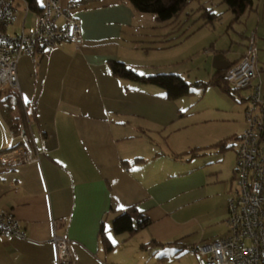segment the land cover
<instances>
[{"label":"crops","instance_id":"obj_1","mask_svg":"<svg viewBox=\"0 0 264 264\" xmlns=\"http://www.w3.org/2000/svg\"><path fill=\"white\" fill-rule=\"evenodd\" d=\"M58 1L59 6L70 3ZM219 3L204 0L196 7L200 14L192 8L183 20L178 14L160 22L121 0H80L71 8L81 24L78 45L61 41L43 56H21L17 93L25 120L18 128L11 126L19 109L4 110L1 100L9 89H0V151L19 145L23 129L38 160L9 168L0 162V212H11L25 233V238L0 236V264H172L197 244L228 235L224 222L234 162L226 171L221 164L231 147L219 149L212 138L195 143L201 149L189 158L202 157L206 167L195 162L186 167L182 155L169 153L171 138L180 137L186 125L182 98H167L155 84L117 77L109 66L117 60L141 75L173 72L183 77L179 63L184 60L176 62L164 52L194 37L203 11L213 12L212 5ZM246 11L253 23L246 24L240 46L220 61L211 54L219 51L212 41L204 51L209 67L205 73L211 78L236 63L247 37L254 34L256 68L264 89V3L254 6L252 0ZM189 21L196 29L191 37L181 38L177 33ZM162 24L168 29L156 30ZM150 27L153 32L146 33ZM160 37L157 45H143L146 38L156 44ZM195 41L191 45L200 52L204 39ZM153 49L163 54L150 57ZM153 64L158 68H148ZM235 93L240 102L249 95L241 90L227 94L234 98ZM231 136L226 137L227 146ZM135 158L142 160L133 162ZM123 160L130 162L128 167ZM199 169L204 171L203 181L196 178ZM130 205L145 212L149 225L131 235L115 233L112 220ZM52 234L68 238L69 262L57 263L55 247L49 243ZM150 240L165 245L140 247ZM175 241L185 248L177 252L169 244Z\"/></svg>","mask_w":264,"mask_h":264},{"label":"built area","instance_id":"obj_2","mask_svg":"<svg viewBox=\"0 0 264 264\" xmlns=\"http://www.w3.org/2000/svg\"><path fill=\"white\" fill-rule=\"evenodd\" d=\"M71 8L68 3L62 9L58 0H0V89H19L16 66L21 56H43L61 41L79 44L81 24L71 14ZM19 12L23 15L20 30L10 31ZM30 12L34 19L27 25ZM257 54L251 34L239 60L224 73L229 86L236 90L250 87L251 92L243 111L246 128L237 137L235 149V186L227 201L224 222L229 233L194 246L198 264H264V89L256 68ZM19 136V145L0 152L3 165L11 167L38 160L28 147L23 129ZM0 236L25 238L18 220L9 211L0 212ZM49 243L55 247L57 263L71 260L65 235L52 234Z\"/></svg>","mask_w":264,"mask_h":264},{"label":"rangeland","instance_id":"obj_3","mask_svg":"<svg viewBox=\"0 0 264 264\" xmlns=\"http://www.w3.org/2000/svg\"><path fill=\"white\" fill-rule=\"evenodd\" d=\"M203 1L204 0H191L187 5L183 7V9L178 15V19L180 20L185 19L186 16L188 15L187 13L192 14V12L197 10L196 7L198 6V3ZM253 3L254 6L257 5V3H259V5H262L264 3V0H253ZM66 5L67 4L64 5L60 4V7L64 9ZM192 8L194 10L191 12ZM211 9L214 14H218V17H216L215 19L209 22L207 17L200 18L199 15L197 18H200L199 24L202 25L198 27V33L194 35V37L189 39L186 43L178 47L170 48L169 50H167L168 51L167 53L164 52V55L170 56L171 58L174 57V60L176 62L179 59L184 60L181 63H179V66L181 67L180 70L181 73H183L184 75L183 77L187 81L207 82L210 78V73L209 74L205 73V71H207L209 67L206 63L207 58L204 51H208V49H210L209 47L210 43L214 41L213 43L215 44V47L219 49L218 52H212L211 53L212 56H215L220 61H225L229 59V54H231V52H233L235 49H237L240 46V43L242 42L243 39L242 33L243 35H245L244 32H245L246 24L248 23V25H251L253 23L252 18L251 17L249 18L246 14V12L248 11L242 13L237 19H233L234 15L227 9V5L225 3H219L216 5L214 4L212 5ZM251 11L252 10H250L249 12ZM196 12L200 14L201 10L200 11L197 10ZM144 15H146L147 18L151 20L154 17L153 14L150 13H145ZM22 17H23L22 13L19 12L17 14V19L14 23V26L10 27V31L20 30V21ZM197 18H194V21ZM33 19L34 17L32 15V12H30L27 16L26 23L29 21L32 22ZM147 23L150 24V21L148 20ZM196 26H193L192 21H189L183 27L184 29V30L182 29L183 32L179 31L177 35L179 34L178 36H181V38H184L186 35H190L191 37V33L193 30L196 29ZM168 27L169 25L167 26L162 24L160 27L156 28V30H167ZM149 29H150L149 31H145V32L152 33L153 29L151 27ZM249 33L250 31L248 32V35ZM206 37L212 40L207 43ZM200 38L204 39L203 41L204 46H201L200 52L199 51L196 52L195 50L197 48L191 45L192 44L191 42L194 40V43H196L195 40H198ZM161 39L162 37L157 39L158 41H156L155 44L152 38L149 39L146 38L144 40L145 44L143 45L144 46L157 45L158 43H160L159 40ZM160 50L161 49L151 50L149 56L153 58L160 57L163 54L162 52H160ZM169 59L170 58L168 57V61ZM158 66L159 65L153 64V66L150 65L148 68L155 69L158 68ZM158 73H167V72H158ZM247 89L248 88L241 89V93L243 94L247 93L246 92ZM192 90H193L192 94H188L181 97L184 103V107H186L185 109L186 112L183 118L185 119L184 122H186V125L182 129L180 133L181 134L180 137L176 138L175 136L177 135H174V137L171 138L170 140L171 146L169 153H174L175 155L177 154V156L182 155L183 156L182 159L187 162L186 167H188L189 164L195 162V165L200 166V168H204L206 167V165H204V159H202V157H194L190 159L189 158L190 156L183 152L190 148L198 147V146H194L195 143H207L212 139H217L216 141H219L232 135L231 137L233 139H229L230 141L228 143L233 144V147L227 149L224 152L225 160L221 164V167H223L224 164V170L226 171L227 165L230 164V161L234 162V166H235V160H236L235 149L238 145V139H235V137L239 136L246 128V123L244 120V112H243L246 106V101L240 102V97L238 94L235 93L236 99H234L235 97L232 98L227 93L223 92L221 88L210 84L209 85L207 84L206 86L196 85L192 88ZM247 94H249V92ZM7 145L8 146H6V148L10 146V140H9V144ZM180 148L182 149L181 151L178 150ZM173 151H178V152L175 153ZM3 166L8 168L10 167L6 165ZM197 171L200 173H198L197 177L196 175H194V177L200 178L202 179L200 181H203L204 171L201 169ZM234 186H235V182L232 179L231 192L233 191ZM169 260L170 259H168L166 262H168ZM180 263L198 264V261L196 259L195 253L192 252L191 250H188V252L182 254V256H180L178 260H176V263L173 262L172 264H180Z\"/></svg>","mask_w":264,"mask_h":264},{"label":"trees","instance_id":"obj_4","mask_svg":"<svg viewBox=\"0 0 264 264\" xmlns=\"http://www.w3.org/2000/svg\"><path fill=\"white\" fill-rule=\"evenodd\" d=\"M80 0H70L69 4L73 6ZM82 1V0H81ZM123 2L129 3L135 11L139 13H150L155 16L157 21L163 22L175 18L183 9L185 5L188 4L190 0H121ZM221 3L227 5V9L234 15V19H237L242 13L246 11L247 8L251 7L252 0H219ZM202 15L209 17L210 20L218 17V14H214L210 9L203 11ZM109 66L113 75L125 79H129L135 82L150 83L155 84L165 90L166 97L169 99H176L188 94H191V87L196 85L206 86L207 84H214L221 88L223 91L233 95L236 89L228 85L224 79L225 70L219 69L207 82H188L183 77L174 73H156L151 75H141L134 69L127 66L125 63L117 60H112L109 62ZM1 104L4 110L19 109V112L12 118V127H17L22 124L25 120L24 113L21 110L22 104L20 102L17 90L9 89V93L4 99L1 100ZM238 137V136H237ZM236 137V139H237ZM228 138H224L214 143L219 149H226L233 147V144L226 145ZM200 147L190 148L183 153L189 156H195L199 151ZM5 151V150H3ZM2 152V151H0ZM141 158H135L133 162L141 161ZM122 164L128 167L130 162L123 160ZM150 223L149 218L145 212L139 209L136 205H130L123 210H121L118 215L114 217L111 222V229L115 233H126L128 235L134 234L135 232L147 227ZM169 244H173L177 252L182 251L185 246L181 245L180 242L175 241ZM165 243L158 242L155 240H150L147 243L141 244L142 249H151L156 246H162ZM111 245L107 244V248Z\"/></svg>","mask_w":264,"mask_h":264}]
</instances>
